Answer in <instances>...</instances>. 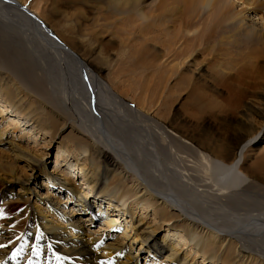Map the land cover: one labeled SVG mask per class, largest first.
I'll use <instances>...</instances> for the list:
<instances>
[{"label": "bare ground", "instance_id": "1", "mask_svg": "<svg viewBox=\"0 0 264 264\" xmlns=\"http://www.w3.org/2000/svg\"><path fill=\"white\" fill-rule=\"evenodd\" d=\"M247 3L245 10H238L230 0H0L1 13L5 11L0 23L19 36L22 46L34 39L41 49L37 59L44 52L51 60L59 58L54 64L64 74L63 86L71 91L66 93L74 103L76 127L112 159V168L106 165V169L115 171L118 166L122 172L115 177L122 180L121 175L128 174L136 183L123 182L126 191L111 195L114 184L108 181L104 186L97 174L100 166L83 167L82 184L90 190L85 193L75 184L71 175L75 168L70 164L63 170V179L46 177L53 182L51 186L59 185L60 194H67L66 201L54 196L47 185L42 198L45 215L40 206H34L31 212L26 209L24 215L8 220L19 209L8 191L21 179L15 178L17 168L8 166L0 150V187L6 192L0 194V222L18 230L8 234L13 241L8 251H0V264H138V255L133 257L132 251L137 249L139 236H152L159 230L143 218L149 209L159 215L161 225L173 226L171 232L179 239L164 249L169 254L163 261L152 264H195L199 259L201 264H264V149L255 151L253 143L264 134V93L237 90L216 102L224 81L264 61V26L247 14L261 11L264 21V3ZM206 9L211 13L201 19L205 24L200 29L197 19ZM9 40L0 38V123L7 122L9 115L17 121L9 119L0 143L8 130L39 128L38 134L47 135L49 126H54L53 120L47 124L49 119L43 120L36 112L34 105L44 102L45 94L40 93L45 90L38 83L34 84L37 93L30 90L32 66L26 53ZM112 51L111 61L105 59ZM124 56L127 62H123L132 64L130 79L141 89L133 107L102 77L114 57L122 61ZM204 63L212 70L209 86L199 79ZM185 75L191 92V120L168 110L173 100L168 82L183 80ZM154 79L158 87L150 94L148 86ZM150 96L157 104L160 101L158 119L144 116ZM147 120L150 125L144 123ZM214 124H222L227 132L217 134ZM27 136L24 133L19 139ZM13 151L16 155L25 150ZM62 152L57 153V166L67 161ZM8 175L13 181L3 177ZM92 194L100 203L93 215L87 213ZM24 202L29 203L28 197ZM138 206L144 212L141 217L135 211ZM60 211L63 222L49 219ZM111 213L117 215L110 218ZM125 215L129 221L123 227L120 221ZM85 216L93 218V225L96 219L102 221L104 231L123 229V233L106 242L105 234L86 229L89 223L83 226ZM151 239L147 247L161 254ZM3 244L7 242L0 241ZM182 250L188 254L181 257ZM124 255L128 257L125 262L121 261Z\"/></svg>", "mask_w": 264, "mask_h": 264}, {"label": "rangeland", "instance_id": "2", "mask_svg": "<svg viewBox=\"0 0 264 264\" xmlns=\"http://www.w3.org/2000/svg\"><path fill=\"white\" fill-rule=\"evenodd\" d=\"M231 1L237 5L238 10H245V8L248 5L247 0H230V2ZM260 1H262L264 3V0H260ZM250 2H252V0H250ZM256 5L259 6V3L256 2ZM3 13H5V11H2V13H1V10H0V14L4 15ZM210 13H211L210 10H207V9L200 13V18L197 19V24H196L197 27H200V29H202L204 27L205 22L202 21L201 19H206L210 15ZM261 13H262L261 11H258L257 13H249L248 12L247 14H250L249 18H251L250 19L251 21L253 19L255 20V24H257V25L259 24V26H264V21L260 20V16H261L260 14ZM0 24H2L0 26V38L2 39L3 36H5L6 38L11 39V40H9V42L12 45L14 44L13 46H16L15 48L18 49V51L23 50L24 54L26 53L25 59H28L29 62H27V63L29 65L31 64L30 66H32L31 67L32 70L31 71L29 70V76H30L29 77V80H30L29 86L31 88L30 90L35 92V93H37L39 91V90H36V88L34 86L35 83L42 85L43 89L45 90V93H43V92L40 93L42 96H44V94H45L44 102L43 101L41 102V100H40L41 103H38V104L35 103V105H34V106H36V108H35L36 112L41 114V116H43L42 117L43 120H46V118L49 119V121H47V124L48 123L50 124L51 120H53V123H54L53 127H51V125L49 126V129L47 130V132H49V133L47 135H41V133L38 134L39 128L38 129L37 128H34V129L26 128L25 131H22L23 129H21V132L20 131H11V130H8L5 133L3 132L4 139H3V142L0 143V150H2V152H4L3 157H5V159H8V166H13V167L17 168V173H16L15 178L21 179V181H22V182L21 181L19 182L16 179H14V180H16L15 183H13L12 186L9 188L8 192H9L10 196L14 197L12 200L18 202L17 206L19 209L16 213H11L10 218H8V220L11 218L12 219L17 218L19 216V214H20V216L24 215L26 209H29L31 212V207L33 208L34 206H40V207H38V209L43 211V214L45 215L46 214L45 213L46 207L44 205L42 198H43V195L45 194V192L47 191L45 189V187L47 185H48V189L53 192L54 196L61 197L60 200L63 202L66 201L67 197H68L67 194L66 195L63 193L60 194L61 191L58 190L59 185H57V183H55L56 181H54L55 186H56V188H55V187L51 186V184L53 182L47 181L46 177L48 175V177L51 176L54 178L58 177V179H63L62 178L63 170H65L67 168V166L70 164H72V165L74 164L73 167L75 168L76 173L75 172L71 173V175L73 177V180L75 181V184L78 186L79 189H81V191H84L85 193H89L90 190L87 188V186H85V184H82L84 177L82 176V174H80V170L83 167L89 168V167L95 166V165L100 166V171H99V173L97 172V174H98L99 178L102 179V183L105 184L104 186H107V184L109 182H111V183L113 182V184H114L113 190L114 191L111 192V195L114 193H121L122 191H126L128 186H132V184L135 183L134 180L132 179V177H129L128 174L125 175L124 173L121 175L122 180H119L117 177H115L116 174L122 172L121 169L118 168V166H117L118 169L116 168L117 171L116 170L115 171H108L105 166L107 165V167H108V165H111L113 162L112 159H110L104 155L105 152H104L103 148H101L100 145L96 144L95 141L92 139V137L87 136L88 134H86V135L83 134L76 127V126H78V124L75 121L74 112L72 109V106L74 105V103L72 102V99L70 98V96L69 95L67 96V93H69L71 91H69L68 87L63 86V85H65V82H61V81H64L63 80L64 74H62L63 73L62 70H60V68L57 67L58 65L54 64V61H55V63L58 62L59 58L57 56H55L57 58L52 57V60H51L50 56L46 52H44L43 53L44 55L42 53H41V55L39 54V56H38L39 59H37L36 55L38 52H40L39 50H41V49H39V46H38V43L36 40H34V39L26 40L27 43L26 42L25 43L29 44L28 46H30V47L28 48L27 46H25V43H24V46L27 47V49L25 50L24 46H22L23 44L19 43L21 41V39L18 38L19 36L15 35L13 32H11L10 29L4 28L5 25H3V23H0ZM194 34H197V32L194 31L193 35ZM108 39L109 38L105 39L104 42L106 43ZM7 42L8 41H6V43ZM114 42H117V39H114ZM18 44H20V46ZM115 46L116 45H113V46H111V48H115ZM115 49H117V47ZM113 56H114L113 51L108 52V55L105 54V57L103 55V57L105 59L109 57V60ZM40 57H44V58H42V60H41ZM45 58H46V60H45ZM125 59H127L126 56L123 57L122 61L120 59L117 60V57H114L113 62H117V63L112 62L109 65L108 71L106 70L102 74V77L104 78V80L106 82L108 81V83L112 86L113 90H115L117 92V94L120 95L122 100L124 99V101L126 103H132L133 104L132 107H133L138 102V97H139V94L141 92V89H138L137 88L138 84L134 85L133 81L130 79L131 76L129 75L128 71L132 70V66H131L132 64L128 63L126 65V63L123 62V61H126ZM35 61L37 62L38 66L36 65ZM122 64H124V65H122ZM205 64H207V63H204V64H202V66H200L199 79H200V82L202 85L208 84V86H209V85H211V80H212L210 78V73H212V70H210L211 67L209 64H207V65H205ZM128 66L131 68L129 69ZM124 69H126V70H124ZM207 69H209L208 73H207ZM244 70H245L244 72H241L242 75L239 73V74L235 75L236 77L233 76L230 80L224 81V83L221 87L222 88L221 98H217L218 100L216 99L217 100L216 102L220 103L221 101L225 100V98L227 97L228 94L234 93V91H237V90L239 93H249V94L252 93L253 95H255V93H256V95H258V93H264V90L262 89V88H264L263 87L264 86V61L260 62L259 64H254V65H252V66H250ZM121 71L122 72L124 71V72L120 73ZM184 72H183V74H184ZM186 74L191 75L190 72H187V71H186ZM239 75H241V76H239ZM151 76H154L153 78H155V74H152ZM183 77H184L183 80L180 78L179 81L171 80L168 82L167 86L173 92L172 93L173 94L172 95L173 100L171 101V99H170V101H169L170 107L168 108V110L171 112V114L177 113V115L181 116V118L189 119L190 113H192V108L190 106V93L191 92L187 86L188 81L185 80L186 75ZM120 80L122 83L120 82ZM45 87L48 88L47 89L48 94H46L47 90ZM157 87H158V85L154 79L148 86L149 93L151 94V92L154 91L153 89H156ZM207 92H209V91L207 90ZM238 92H236V93H238ZM134 102H136V103H134ZM155 103L156 102H154L150 96V98H148L147 104H145L144 112H145V110H146V112H145L144 116H146L148 118H153V116L155 115V117L157 118L156 113L159 111L158 106H160V101L158 103L159 105L157 103L156 104ZM148 107H150V108H148ZM160 108H161V106H160ZM147 112L149 113V115L147 114ZM71 117H73V119ZM9 119L11 121H15V120L17 121V118H15V115L11 116V117L9 115L8 118L5 119L7 122H4L2 124L0 123V133L3 129H7L6 127L8 126V123L10 121ZM189 120H191V119H189ZM148 121H150V120H147L144 123H147L148 125H150ZM30 124H32V123H30ZM214 125H216V124H214ZM214 130L219 135L225 134L227 132V129L222 124H217L216 126H214ZM24 133L27 134L28 136L26 138L19 139V137L21 135H23ZM253 143L255 145L257 144L255 151L260 152L261 150H263L264 149V134L256 137V139L254 140ZM92 144H94V145H92ZM66 149H68V151H70V153L69 152L65 153ZM13 150H15V151L25 150V151L21 152V153L15 152L16 153V155H15ZM59 150L64 151V152H62V154L64 153L63 158L64 159L67 158V161L66 160L62 161L60 159V162L61 161L62 162L59 166H57L56 156H57V153L59 152ZM110 168H112V165ZM3 177H8L10 180H12V178L9 175L3 176ZM130 181H132V182H130ZM123 182H125V184H128V186L125 187L123 185ZM23 183L25 184L26 188H28L27 192H26V188L25 189L23 188V185H22ZM3 191H4V188L0 187V194L6 193ZM116 196H117V194H116ZM27 197L29 199V203L24 202L27 199ZM7 198H11V197H7ZM108 198H111V197H108ZM20 199L22 201H19ZM97 200L98 199L95 198L92 194V196L90 197V206L91 205L92 206L89 207V211L87 212L88 214L91 212V214L93 215L97 211L98 207L100 206V203ZM135 211H136L137 215H139V217H141L142 213L144 214L141 206L135 207ZM61 214L62 213L60 211V215L57 214V216L49 217V219H52V221H54V222H56V221H58V222L62 221L63 222V219L61 217H59V216H61ZM115 215H117V214L111 213L109 215V217L111 218L112 216H115ZM62 217H63V215H62ZM126 217L129 218L128 215L122 216V218L120 217L122 219L120 222H121V225L123 227H125V223L129 221L128 219L126 220ZM110 218H109V220H110ZM143 218L145 221H147V225L149 224V226H152L153 228L158 227L159 230L157 231V233H155V235H152V236H150L149 234L148 235L143 234V235L139 236L137 249L132 251L133 257L138 255V257H137L138 258V264H152L153 262L157 263V261L159 259L161 261H163L162 260L163 256L169 254V252L165 251L164 249L167 248V246L170 244L173 245V244L179 243V239L177 238V235H174L173 232H171L174 230V228H173V226H166L165 224L161 225L159 215L155 214L152 211V209H149L148 212H146L143 215ZM91 219H93V218H91V216L90 217H86V216L82 217V220L84 221L83 226H85L87 223H89L88 227L85 226L86 229L99 231V232H102L103 234H105L102 237H106L104 239V241H106V242H108L109 240L111 241L112 239H115V237L121 236V234L123 233L122 232L123 229L122 230L113 229L110 231H104L103 229H101V228L105 227V226H103L102 221H99L98 219H96L97 222L93 225L92 222L90 221ZM3 222L4 221L0 222V241H4V243L7 242V244H3L2 246L0 245L1 246L0 251H8V249L10 248V246H9L10 244H8V243H11L13 241V237L11 239H9L8 234L11 232H16L18 230L8 228L7 226H5V224ZM177 223L180 225L182 224L181 221H178ZM127 226H129V224ZM26 227H27V225L24 227L25 231H26ZM144 228H146V226H144ZM153 228H151V229H153ZM129 230H130V228H129ZM28 231H30V233H33L34 229L28 228ZM148 231H151V230H148ZM148 231H146V232H148ZM169 231H170V233L168 235L167 232H169ZM106 235H109V237H107ZM131 236L133 238H136L134 231H132ZM165 236H166V238H164ZM144 238H145L146 242L145 241L142 242V240ZM148 238H152L151 244H154V246H156V248H160L161 254L158 255L156 252L154 253V251H156V250H154L155 248L151 249V248L147 247L146 244H148ZM164 240H165V242L163 243ZM130 241H132V240H128V242H130ZM140 245H144V247L142 248V250L138 251ZM161 248L164 251H161ZM178 248H180V247H178ZM179 250H181V249H179ZM23 251H22V253H24V255H25V253L27 251H25V250H23ZM185 254H188V251L182 250L181 251V257L185 256ZM127 258H128L127 255H124V256H122L121 261L125 262L128 260ZM201 261H202L201 259L196 260L195 264H201ZM161 264H162V262H161Z\"/></svg>", "mask_w": 264, "mask_h": 264}]
</instances>
